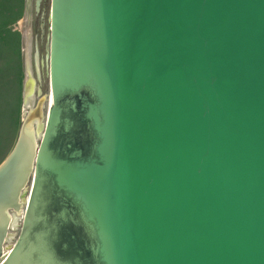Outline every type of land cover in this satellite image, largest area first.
<instances>
[{
  "label": "water",
  "instance_id": "water-1",
  "mask_svg": "<svg viewBox=\"0 0 264 264\" xmlns=\"http://www.w3.org/2000/svg\"><path fill=\"white\" fill-rule=\"evenodd\" d=\"M26 130L0 264H264V0H50L23 162Z\"/></svg>",
  "mask_w": 264,
  "mask_h": 264
},
{
  "label": "rangeland",
  "instance_id": "rangeland-1",
  "mask_svg": "<svg viewBox=\"0 0 264 264\" xmlns=\"http://www.w3.org/2000/svg\"><path fill=\"white\" fill-rule=\"evenodd\" d=\"M49 9L50 0H0V164L15 147L23 126L33 134L34 153L37 150L48 81ZM29 80L33 83L27 92ZM31 175L21 190L19 210L7 211L17 222L8 224L3 254L20 232Z\"/></svg>",
  "mask_w": 264,
  "mask_h": 264
},
{
  "label": "bare ground",
  "instance_id": "bare-ground-1",
  "mask_svg": "<svg viewBox=\"0 0 264 264\" xmlns=\"http://www.w3.org/2000/svg\"><path fill=\"white\" fill-rule=\"evenodd\" d=\"M33 83L32 80H29L28 83H27V86H26V89H27V92L30 91V87H31V84ZM33 139V134L30 132V131H25V137H24V141H25V160H23V162L26 161V158L28 156V150H29V147L31 145V141ZM34 142V141H33ZM22 162V163H23ZM8 212L6 210H3L2 212H0V224L4 223L6 220L8 221ZM17 222V219L15 218L14 220V225L16 224Z\"/></svg>",
  "mask_w": 264,
  "mask_h": 264
}]
</instances>
